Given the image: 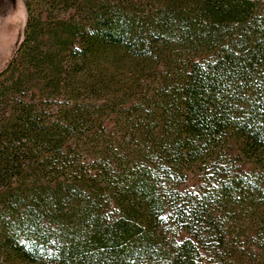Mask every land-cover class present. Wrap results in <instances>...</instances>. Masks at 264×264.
I'll use <instances>...</instances> for the list:
<instances>
[{"label":"trees","instance_id":"1","mask_svg":"<svg viewBox=\"0 0 264 264\" xmlns=\"http://www.w3.org/2000/svg\"><path fill=\"white\" fill-rule=\"evenodd\" d=\"M22 2L0 264H264V8Z\"/></svg>","mask_w":264,"mask_h":264},{"label":"rangeland","instance_id":"2","mask_svg":"<svg viewBox=\"0 0 264 264\" xmlns=\"http://www.w3.org/2000/svg\"><path fill=\"white\" fill-rule=\"evenodd\" d=\"M264 8V0H254ZM26 12L22 0H0V72L23 39Z\"/></svg>","mask_w":264,"mask_h":264}]
</instances>
